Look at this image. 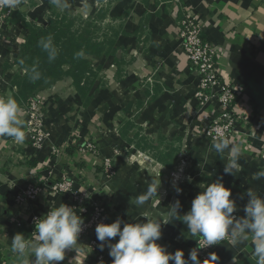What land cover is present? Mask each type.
Here are the masks:
<instances>
[{"label":"crops","instance_id":"obj_1","mask_svg":"<svg viewBox=\"0 0 264 264\" xmlns=\"http://www.w3.org/2000/svg\"><path fill=\"white\" fill-rule=\"evenodd\" d=\"M67 4L61 10L50 0H22L15 10L17 19L4 31L0 97L13 98L11 82L25 74L15 63L29 32L23 20L47 26L53 13L73 10L75 23L84 19L105 23L98 39L112 35L115 53L89 57L101 71L91 85L87 103L68 76L39 91L49 139L62 148L61 160L49 149L32 147L27 134L22 144L0 137V264H31L34 256L20 257L12 251L14 236L19 233L34 240L30 230L35 215L43 217L62 203L71 207L65 195L52 190L54 180L70 176L78 188L96 193L101 158L83 151L87 140L94 138L103 155L121 146L130 153L148 154L154 162L141 169L138 163L116 161L118 176L100 189L110 222L120 218L126 223H143L146 217L159 221L162 236L157 243L169 253L183 250L188 259L199 237H192L182 221L170 220L168 208L177 199L182 216L197 194L222 179L231 190L230 199L235 200L233 215L242 217L248 189L264 197V177L255 178L264 171V0H67ZM187 14L204 23V37L218 51V69L224 81L237 90L234 109L239 118L229 139L241 148V170L235 175L224 173L229 151L218 154L214 142L203 135L220 105L211 101L194 114L198 80L179 34ZM184 146L192 162L185 167L191 174L181 185V195H176L168 178L180 170L177 158ZM30 184L40 188L39 195L32 206H22L16 196ZM159 184V196L148 197L147 190ZM141 195L148 198L138 206L135 201ZM96 253L104 255L103 264H112L107 246L103 251L98 246ZM211 255H216V262L210 260ZM211 255L201 259L198 252V259L201 264H256L251 241L235 247L223 241ZM96 259L87 241L78 240L65 250V259L59 264H96Z\"/></svg>","mask_w":264,"mask_h":264},{"label":"clouds","instance_id":"obj_2","mask_svg":"<svg viewBox=\"0 0 264 264\" xmlns=\"http://www.w3.org/2000/svg\"><path fill=\"white\" fill-rule=\"evenodd\" d=\"M22 0H0V8H7L10 12L21 6ZM57 8L64 10L68 7L67 0H50ZM38 46L47 53L49 62L56 59L57 47L51 36L41 38ZM78 56L82 53H78ZM29 78L35 82L41 78V73L33 67ZM22 109L12 97H0V137L9 138L15 144L25 141L26 133L20 119ZM218 154L226 150L230 156L224 166L225 174L235 175L241 170L239 157L241 148L232 144L224 136L219 137L213 144ZM264 177V171L255 174L256 179ZM151 183H155L151 181ZM161 184V183H160ZM160 184L148 191V197L159 196ZM179 195L182 189L173 184ZM231 190L226 188L219 179L207 185L202 192L193 199L190 210L184 215H179L181 203L177 199L168 209L170 220H180L187 226L188 232L196 239L198 248L202 249L228 241L233 247L252 242L256 264H264V197L248 189V201L244 206V216L233 215L237 211L234 199H230ZM141 195L136 198L138 206L145 204L148 198ZM147 222L126 223L117 218L110 224L100 223L96 226L99 249H109V256L113 258L112 264H201L198 259V248L190 250L188 259H185L183 250L169 253L165 247L157 243L162 236V223L148 217ZM34 240H28L23 234H16L12 239V251L20 257L28 255L35 259L31 264H59L65 259V250L73 248L78 241V236L83 230L84 220L72 207L62 203L51 208L43 217L35 220ZM123 224V227L121 225ZM119 237L113 243V239ZM235 259V258H234ZM210 260L216 262V255H211ZM204 264V262H203Z\"/></svg>","mask_w":264,"mask_h":264},{"label":"built area","instance_id":"obj_3","mask_svg":"<svg viewBox=\"0 0 264 264\" xmlns=\"http://www.w3.org/2000/svg\"><path fill=\"white\" fill-rule=\"evenodd\" d=\"M15 11H9L7 8H0V51L3 48V38L5 27L10 24ZM179 34L181 37V46L189 63L192 65L194 73L197 77L198 84L195 92L196 102L201 109L203 106L211 101H217L220 105L218 115L211 120L209 127L205 129V134L217 140L224 136L230 139L238 124L239 114L234 109L238 99L237 90L231 84L224 81L215 60L217 49L216 47L204 37V23L195 19L192 15L187 14L180 22ZM43 106L42 100L39 96L31 99L30 104L26 107L29 114L28 121L30 124V133L32 134V143L36 148H41L46 138L44 127V113L41 108ZM108 167L111 166L107 159L105 163ZM109 169V168H108ZM71 183L54 182L51 185L53 191L62 192L68 190ZM40 192L38 186L33 184L28 185L19 195L16 196V202L22 206H32L37 199ZM75 199L82 201L80 194H75ZM78 202V201H77ZM73 205L74 211L84 220L83 230L78 236V239L92 237V245L96 244L97 237L95 228L100 223L110 224V217L104 205L94 202L91 206H84L81 208ZM39 215H35L32 219V227L35 230V220L39 219ZM223 242V241H222ZM226 242H228L226 240ZM218 244L207 246L205 248H198L201 259H206L215 250Z\"/></svg>","mask_w":264,"mask_h":264},{"label":"trees","instance_id":"obj_4","mask_svg":"<svg viewBox=\"0 0 264 264\" xmlns=\"http://www.w3.org/2000/svg\"><path fill=\"white\" fill-rule=\"evenodd\" d=\"M16 19L17 15L14 12L11 22ZM23 23L29 32L15 63L25 70V74L15 76L11 82L15 88L13 98L17 103L21 107H27L39 91L53 86L66 76L73 80V84L87 103L90 100L87 95L91 85L98 80L101 71L100 66L94 64L89 57L115 53V40L112 35H106L107 38L99 40L101 23H91L88 20L76 27L75 20L69 19L66 14L60 16L53 13L47 26H36L24 20ZM48 36L52 37L58 50V55L52 62H49L47 53L38 46V41ZM78 53L82 55L78 56ZM33 67L41 73V78L35 82L29 78ZM33 233L34 230L31 229L30 235Z\"/></svg>","mask_w":264,"mask_h":264},{"label":"rangeland","instance_id":"obj_5","mask_svg":"<svg viewBox=\"0 0 264 264\" xmlns=\"http://www.w3.org/2000/svg\"><path fill=\"white\" fill-rule=\"evenodd\" d=\"M68 11L69 12H62L61 11V12H58L57 14L61 13V14H59L60 16H63L64 14H66V15H68L69 19H74L75 13L73 12V10L69 9ZM87 21H88L87 19L86 20L84 19V20H81L78 23H75V25H76V27L77 26H81L82 24L86 23ZM104 24L105 23H101L100 25H104ZM196 103L197 104H196V107L194 108V111H195L194 114H196V112H198L200 110V108H199L200 106H199L198 102H196ZM23 108H24V112H23V117L22 118H23L24 131L27 134V136L29 138V141H30V144L32 145V147H34L37 150L49 149L51 155L53 157H55L57 160H59V157L62 156V154H63V150H62V148L60 146L54 145V144L51 143V141L49 139V135L50 134H49V131L46 128V117L44 119V127L43 128L45 129L44 131H45V133L47 135H46V138L44 139V144L41 146V148L38 149L32 143V134L30 133V127L31 126L29 124V121L27 120L28 117H29V114L27 113L26 107H23ZM41 110L44 113V116H46L43 106H42ZM210 123L207 124L204 127V129L209 127ZM203 135L207 136L205 134V132H203ZM94 139L87 140V142L85 143V146L83 148V151L92 152V154L94 156L101 158V162L99 164V167H100L99 175H100L101 178H99V180L96 181V185L98 187V189L95 190L96 193H92L89 190L78 188V185L76 184L75 179H73L70 176H65V175L61 179H57V180H54V181L60 182V183H64V182L71 183L70 188L68 190L62 191L60 193L56 192V191H54V192L65 195L70 200L71 207L73 205H75V203H76V205L78 206L79 209H80V206H79L78 202L80 203L81 208H83L84 206L89 207V206H91V204H94V202H98L101 205L105 206V208L108 211L109 217H110V211L108 210V208L105 205L106 203L103 200L102 193H100V189H101V187H103L104 183H106V182H108V181H110V180H112V179H114L115 177L118 176V169H117V166H116V161L123 160V161H128L129 163H138L140 165L141 169H146L147 167H149V165H152L154 163L153 160H152L153 157L148 155V154L146 155V154H143V153L138 152V151H136L134 153H130L125 147H121V146H115V147L112 148L111 154L103 155L102 152H101V149L97 145L98 144L97 141L94 140ZM210 139H211L212 142H216L215 139H213V138H210ZM194 141L195 140H193V142ZM186 142H188V141H186ZM190 142H191V140H190ZM131 145H132V143H131ZM185 146L188 147L187 145H185ZM185 146H184V149H182L180 155H178V158H177V161H178L177 166L181 165L180 166V170L178 169L176 171H173L170 174L171 175L170 179L168 178L170 186H171V189H174V187H173L174 183H176L181 188V185L184 183V181L187 178L186 176L190 177V174H191V172L188 173L189 169L186 170V167H185L186 165H191L192 164V162L188 161V159H189L188 152L189 151L185 150ZM61 159H62V157H60V160ZM107 159L111 163L110 167H108L105 164ZM184 169H185V171H184ZM20 193H18L17 195H19ZM76 193L80 194V198H82V201L77 200V198L75 199L74 196H75ZM174 193L176 195H178L176 193V191ZM181 193L179 195H181ZM38 195H39V193H38ZM38 195H37V197H38ZM39 217L41 218V216H39ZM78 240L87 241V243L90 245L91 250L97 256L96 264H103L104 263V261H105L104 255L102 253H96V249H98V246L100 244V242L98 240H97L98 242L95 245L94 244L92 245V240L93 239H92V237L90 235L87 238L78 239ZM197 246H198V242L196 243V247Z\"/></svg>","mask_w":264,"mask_h":264}]
</instances>
